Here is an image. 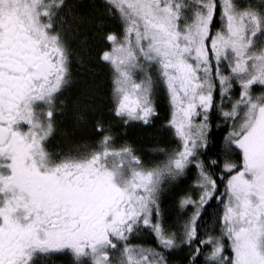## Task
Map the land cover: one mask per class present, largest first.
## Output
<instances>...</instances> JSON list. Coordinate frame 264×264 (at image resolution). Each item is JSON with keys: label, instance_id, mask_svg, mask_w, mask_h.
<instances>
[{"label": "snow or ice", "instance_id": "1", "mask_svg": "<svg viewBox=\"0 0 264 264\" xmlns=\"http://www.w3.org/2000/svg\"><path fill=\"white\" fill-rule=\"evenodd\" d=\"M59 257L264 264V0H0V264Z\"/></svg>", "mask_w": 264, "mask_h": 264}, {"label": "flooded vegetation", "instance_id": "2", "mask_svg": "<svg viewBox=\"0 0 264 264\" xmlns=\"http://www.w3.org/2000/svg\"><path fill=\"white\" fill-rule=\"evenodd\" d=\"M90 43V41H89ZM85 58V68L81 69V73L85 76L89 75L88 72V66L95 67L94 61H90L88 59L89 53L85 51L83 53ZM100 75L103 77H100L97 79L100 83H103V85H106L107 90L106 93H103L104 95L97 101H91L87 97L81 96L80 90L78 88H73L69 93V99H70V107L68 111L64 114L59 130L57 132L56 138L53 141V147L57 149H62L63 151L70 153V154H76L77 150H83L84 145L86 142L89 141V132L90 127L88 124L81 123L77 121L76 118V112L74 111L71 102L79 101L81 105H89L90 103H96L99 105L100 108L106 109L108 104V93H109V84H108V71L107 69H104ZM102 101V103H101ZM98 114V113H97ZM84 115L86 118L90 119L92 116V113L90 111L85 110ZM140 130H143V128L140 127H133L128 130V132H138ZM128 139V135H127ZM61 261H64L66 264V258L59 257L57 258V264H60Z\"/></svg>", "mask_w": 264, "mask_h": 264}, {"label": "trees", "instance_id": "3", "mask_svg": "<svg viewBox=\"0 0 264 264\" xmlns=\"http://www.w3.org/2000/svg\"><path fill=\"white\" fill-rule=\"evenodd\" d=\"M99 76L103 77L102 75H98L97 79L99 78ZM98 83L100 84V91L102 93H106V85H103V83H100L99 81ZM162 139H164L163 135L161 133H158L155 129H143L138 132H128V140L135 142L142 148L149 147Z\"/></svg>", "mask_w": 264, "mask_h": 264}]
</instances>
